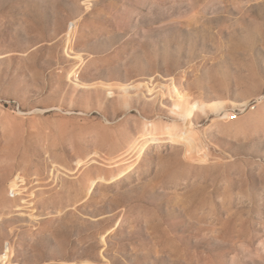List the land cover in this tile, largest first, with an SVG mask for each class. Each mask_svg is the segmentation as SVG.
I'll return each instance as SVG.
<instances>
[{"label":"rangeland","instance_id":"374dc122","mask_svg":"<svg viewBox=\"0 0 264 264\" xmlns=\"http://www.w3.org/2000/svg\"><path fill=\"white\" fill-rule=\"evenodd\" d=\"M0 264H264V0H0Z\"/></svg>","mask_w":264,"mask_h":264}]
</instances>
